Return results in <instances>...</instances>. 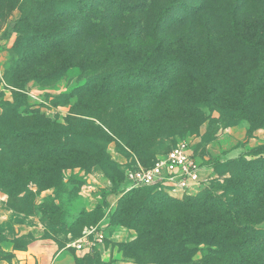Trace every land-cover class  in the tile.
Returning a JSON list of instances; mask_svg holds the SVG:
<instances>
[{"label":"rangeland","instance_id":"1","mask_svg":"<svg viewBox=\"0 0 264 264\" xmlns=\"http://www.w3.org/2000/svg\"><path fill=\"white\" fill-rule=\"evenodd\" d=\"M114 1V5L128 3L129 12L114 11L112 20L104 21L99 28L101 34L95 36L106 40L103 47H112L113 60L135 57L142 60L147 50L161 41V49L145 66L150 70L142 69V72L154 73L163 83L174 84L169 90L170 104L147 109L141 98L148 89L143 83L135 87L126 82L110 84L109 81L81 78L80 69L70 65L77 63L79 58L82 60L83 47L90 45L94 50L96 45L90 44L85 32L81 33L79 29L81 22L72 16L45 29L42 26L36 30L29 28L27 32L31 35L40 33L43 36L42 33H52L51 29L63 26L62 32L52 37L46 35L48 43L32 40L19 54L22 42L15 29L19 0H0V43L3 44L0 64V242L9 240L22 248L40 239L46 240L55 251L68 246V259H51L47 264H93L98 260L100 264H112L117 260L128 262L109 258L104 263L95 246L83 258L72 243L86 229L96 228L106 236L117 232L112 242L105 238L103 244L106 252L110 250L108 257H113L114 250L123 258L119 245L134 241L138 234L134 229L111 225L113 213L119 204L123 206L129 200L145 207L151 204L146 202L159 196L173 208L172 212L164 214L165 217L182 218L187 208L202 200L216 199L230 205L232 211L239 214L240 222L256 221L255 228L264 233V189L252 190L256 192L254 194L242 189L238 197L232 189L239 180L223 169L234 160L244 158L250 163L264 158V126H257L261 118L250 113L234 125L219 122L217 111H224L225 115L233 111L228 97L220 98L211 106L206 103L195 106L196 115L178 109L176 101L184 92L186 78H181V70L179 72L173 65L178 61L182 64L202 62L205 66L206 61L200 59L209 60L215 54L223 56L225 52L233 51L236 61L230 58L232 63L240 68L243 78L248 77L254 69L249 60L251 55L229 48L232 46L230 37L235 32L237 36L264 42V0ZM131 35L132 41L128 39ZM89 59L87 57L85 61ZM225 59L223 62L227 61ZM187 67L191 66L182 65L183 69ZM228 67L225 64V69ZM229 78L234 80L233 76ZM178 86L180 90L176 91ZM193 86L197 88L198 85L193 84L191 88ZM14 98L21 103L10 112L3 106L13 103ZM138 102L142 104L134 110L133 104ZM263 108L264 83L257 91L255 104V109ZM150 116L156 118V126L146 125ZM45 123L48 129L69 132L68 138L75 145L72 150L66 149L68 153L61 160L55 161L52 155L42 151L37 154L27 152L18 157L19 149H27L32 139L19 146L13 138L5 139L1 135ZM118 123L123 128L121 135L142 144V155L124 142L127 138L121 140L116 136ZM64 141L65 138H61V142ZM179 142L188 143L193 157L201 163L203 182L196 191L170 197L149 187L129 193L122 191V186L115 188L121 173L134 166L136 161L150 164ZM102 153L112 162L115 181L105 175L102 165L95 163L96 156ZM211 163L215 164V171ZM51 167L61 170V181L55 186H48L46 180ZM38 180L42 183L40 188L36 184ZM238 199L244 201L237 202L238 207L230 203ZM245 235L255 243L247 250L248 261L264 264V246L259 241L262 236L254 239L250 234ZM204 252L200 251L197 257ZM253 255L257 259H252ZM0 257L9 259V255L1 251Z\"/></svg>","mask_w":264,"mask_h":264},{"label":"trees","instance_id":"2","mask_svg":"<svg viewBox=\"0 0 264 264\" xmlns=\"http://www.w3.org/2000/svg\"><path fill=\"white\" fill-rule=\"evenodd\" d=\"M114 4V0H19V18L15 26L16 32L19 34V41L22 42L19 54L32 40L39 44L42 41L48 43L46 40L48 36L52 37L63 30V26L58 27L51 29L53 30L52 33L45 32L46 34L42 33L43 36H41L40 33L31 35L27 32L29 28L34 27L36 30L42 26L45 29L55 22L58 23L66 20L68 16H72L71 18L74 17L81 22L79 29H81V33L85 32L87 39H90V44L96 45L94 50L90 49V45L86 48L83 47L82 60L79 58L77 63L70 65L80 69L81 78L109 81L110 84L113 81L126 82L135 87H139L143 83L148 89L141 98H144V105L147 109H152L159 104H170L168 100L172 98L169 90L174 88V84L167 81L163 83L156 78L154 73L142 72V69L150 70L145 66H148V63L156 56V51L158 53L161 49V41L153 45L151 50H147L146 57L142 60H137L136 57L132 60L128 58L126 60H113L111 56L112 47H103L106 40L95 36L101 34L99 28L104 21L112 20L114 11L129 12L130 5L128 3ZM94 21H97V24H93ZM157 25L159 26L158 22ZM92 28L93 31H91ZM230 38L232 46L229 48L247 51L251 55L249 60L254 68L253 71L248 77L243 78L240 68L238 69L237 65L232 63L230 59L236 61L232 55L233 51L225 52L226 55L223 54V56L215 54L209 60L200 59L199 61H206L207 65L205 66L201 64L202 62L182 64L177 61L173 65L178 68L179 72L181 70V78H186V81L183 84L184 92L182 91L181 98L176 101V106L188 115H196L195 106L202 103L211 106V103H216V101L221 100L220 98L228 97L231 100L233 111L228 115H225L224 111H217L220 116L219 122L226 123V126L234 125L252 113L259 115L261 121L257 126L262 127L264 126V108L255 109V104L257 91L264 83V42L259 39L252 41L237 36L235 32ZM128 39L132 41V35L128 36ZM87 57H90L88 62L85 61ZM224 57L227 59L226 62H223ZM225 64L229 66L228 69H225ZM182 65H190L191 67L183 69ZM229 76H233L234 80H230ZM193 84H197V88L195 86L191 88ZM177 90H180L179 86L176 87ZM18 103L21 102L14 98L13 103H7L3 107L13 112L17 109ZM141 104L139 102L134 103V110ZM114 114L118 115L116 111ZM118 119L121 118L118 117ZM214 121L217 122L216 119ZM145 123L147 126H156L157 121L154 116H150ZM46 126L45 123L41 126L34 125L33 128L13 129L1 135L5 139L13 138L19 146L25 141L31 142L32 139V143L27 149L24 147L19 149L18 157L26 155L27 152L37 154L42 151L45 155L47 153L52 155L55 161L61 160L68 153L66 149L71 148L70 150H72L75 145L68 138L69 132L63 133L55 128L48 129ZM63 130L68 131L67 128ZM117 130L116 136L119 139L127 138V136L121 135L123 128L120 123H118ZM63 137L65 141L62 143L61 138ZM74 137L77 138V135L75 134ZM124 142H127L128 146L137 154L142 155V144L138 143L136 139L127 138ZM154 160L150 164L141 163V165L149 167ZM95 163L102 165L107 177L112 178L113 181L116 180L112 175L114 168L109 157L103 153L97 155ZM210 166L214 171L216 170L214 163H211ZM223 169H226L224 172H229L239 180H235L236 186L232 189V192L237 196L241 194L240 190L242 189L253 194L262 188L264 189L262 184L264 183V158L250 163H247L244 158L234 160L225 164ZM60 172L59 168L54 170L53 167L47 171L48 186H55L61 181ZM123 174L122 172L119 183L115 185L116 189L123 184ZM82 182L83 180L80 179V183ZM36 184L40 188L42 183L38 180ZM138 189L141 188L132 189L127 193ZM252 190L256 192H252ZM153 200L146 202L145 204H151L145 207L141 203L135 204L129 200L123 206L119 204L113 213L111 225H122L134 229L138 234L134 241L119 245L123 254L122 259L133 264H260L259 262L248 261L247 250L255 243L245 234H250L254 239H259L258 237L262 236L259 241L264 246V233L255 228V225L258 224L256 221L240 222L239 214L232 211L226 202L216 201V199L202 200L192 208H187L182 218L175 216L172 218L164 215L173 211L171 204L165 203L164 197L159 196ZM238 200L230 203L238 207L237 202H244L242 199ZM200 251L205 252L197 257ZM252 259H257V256L253 255ZM93 264H100V261H95Z\"/></svg>","mask_w":264,"mask_h":264},{"label":"built area","instance_id":"3","mask_svg":"<svg viewBox=\"0 0 264 264\" xmlns=\"http://www.w3.org/2000/svg\"><path fill=\"white\" fill-rule=\"evenodd\" d=\"M3 44L0 43V64L2 62ZM122 191L137 188H152L166 193L170 197H180L196 191L203 182V169L192 154L186 142H179L165 154L157 156L149 167L138 161L123 171ZM105 240L103 232L96 228L86 229L82 236L73 241L77 250L91 249Z\"/></svg>","mask_w":264,"mask_h":264},{"label":"crops","instance_id":"4","mask_svg":"<svg viewBox=\"0 0 264 264\" xmlns=\"http://www.w3.org/2000/svg\"><path fill=\"white\" fill-rule=\"evenodd\" d=\"M117 233V232H116ZM113 234V236H106L105 238H108L111 242L113 241V237L117 236ZM20 235L16 236L19 237ZM77 240V239H76ZM104 243V241H103ZM97 244L95 246V250L97 252H100L101 259L105 263V259H122V257L119 256V254L113 251V257H108L109 255L107 252L110 250H105L104 244ZM67 247L61 248L58 251H55L54 247L49 245L46 240H33L30 243H27L24 247L18 248L15 246L14 242L9 240H4L0 242V251L6 255H9V259H4L0 257V264H47V262H50L51 259H68L67 258ZM101 250L103 253H101ZM81 255L87 256L90 254L91 249L86 250H77ZM54 256L52 257V255ZM112 264H133L131 262L123 261V260H117Z\"/></svg>","mask_w":264,"mask_h":264}]
</instances>
